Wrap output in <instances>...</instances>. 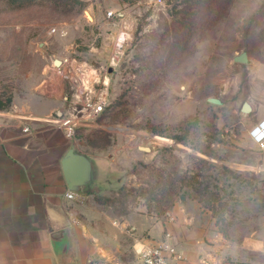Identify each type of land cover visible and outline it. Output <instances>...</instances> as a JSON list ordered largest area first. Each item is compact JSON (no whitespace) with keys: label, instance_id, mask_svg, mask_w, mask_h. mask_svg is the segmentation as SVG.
<instances>
[{"label":"rangeland","instance_id":"374dc122","mask_svg":"<svg viewBox=\"0 0 264 264\" xmlns=\"http://www.w3.org/2000/svg\"><path fill=\"white\" fill-rule=\"evenodd\" d=\"M82 1L86 6L53 0L16 10L0 2V96H12L2 113L19 121L53 116L65 102L61 91L46 94L41 86L51 60L56 67L65 57L105 65L119 31L114 25L121 22L104 17L108 11L125 15L132 38L108 75L110 105L74 138L87 153L105 157L97 159L101 173L112 175L100 181L101 197L109 201L102 213H92V228L114 242L117 259L128 264L136 258L133 235L111 220L139 226L142 218V231L152 230L153 221L161 234L156 222L172 211L191 228L180 246L184 252L194 249L214 264H264V140L252 136L264 126V0L180 6L179 21L166 0ZM56 27L66 35H51ZM242 52L247 64L233 61ZM245 102L254 107L248 116L241 114ZM176 173L210 182L220 199L210 204L215 213L183 191L164 199L149 193L159 177Z\"/></svg>","mask_w":264,"mask_h":264},{"label":"crops","instance_id":"0c3cea01","mask_svg":"<svg viewBox=\"0 0 264 264\" xmlns=\"http://www.w3.org/2000/svg\"><path fill=\"white\" fill-rule=\"evenodd\" d=\"M60 91L62 88L56 93ZM7 115L0 112V264H123L117 259L119 247L107 243L91 224L92 213L99 209L103 212L96 201L105 192L100 181L112 176L101 173L97 159H107L84 151L75 139L67 138L62 129L44 119L46 116H25L19 121ZM25 126H30L32 132L24 133ZM71 147L97 165L91 192L76 194L73 200L66 198L70 191L62 167V159ZM141 219L139 226L127 219L111 220V224L126 235L129 228L133 229L134 245L137 238L162 235L153 221L152 230L142 231ZM156 224L172 233L179 247L187 238L184 235L189 228L180 219ZM54 232H62L59 242ZM185 254L190 264L208 259L194 249ZM131 260L128 264H138L136 258Z\"/></svg>","mask_w":264,"mask_h":264},{"label":"built area","instance_id":"2783aa9c","mask_svg":"<svg viewBox=\"0 0 264 264\" xmlns=\"http://www.w3.org/2000/svg\"><path fill=\"white\" fill-rule=\"evenodd\" d=\"M118 17L121 22L120 26H114L118 27L119 31L105 65L94 67L87 63L78 64L76 60L65 57L56 59L61 63L56 67L54 58L48 65L47 72L44 71L45 80L41 86H45L46 94L56 93L59 88H62V99L65 102V111L61 117H49L46 120L62 129L69 139H74L80 128L92 126L108 106L110 89L108 75L115 72L120 66L124 55L123 50L132 38V34L128 32L131 27L130 22L125 18V15L108 11L104 19L110 22ZM58 33L66 35L67 30L63 27L50 30L51 35ZM71 47L77 48L76 42L72 43ZM54 80H58L56 87L51 85V81ZM23 132L31 133L32 129L30 126H25ZM252 136L257 142L264 140V136L259 134H252ZM66 198L73 200L76 198V194L69 192L66 194ZM175 220L174 212L170 211L166 214L163 222H174ZM127 233L134 235L135 231L129 228ZM136 240L138 242L134 245V253L138 264H190L185 252L180 249L169 231L164 230L159 238L140 237ZM200 264L214 263L204 258L200 260Z\"/></svg>","mask_w":264,"mask_h":264},{"label":"trees","instance_id":"16d2710c","mask_svg":"<svg viewBox=\"0 0 264 264\" xmlns=\"http://www.w3.org/2000/svg\"><path fill=\"white\" fill-rule=\"evenodd\" d=\"M214 1L215 0H166L167 4L172 6L171 12L176 21H179L178 15L183 13L182 9L177 10L178 7L188 6L193 8L198 6H211L213 5ZM0 2H2L8 9L16 10L35 4H49L53 2V0H0ZM77 3L82 7L86 6L85 2H83L82 0H77ZM175 13L176 15L174 16ZM11 105V95L7 96V94H4L3 96H0V112L9 110ZM109 105L110 104H108V106L105 108L101 117L105 114L106 109L109 107ZM78 131L79 130H77V132ZM177 141L180 143H185L182 138H177ZM211 187L212 186L210 182L206 180L197 182L194 176H178L176 173L168 174L165 177H159V179L156 180L155 183H153L149 188V193L155 196H160L162 199H164L165 197L167 198L173 194L183 191V195L187 196L188 198L198 200V202L202 204L203 208H209L210 210L213 209L214 211V207L210 206V204L211 202L214 203L216 201H220V199L217 198V196L219 195L216 194L217 192H213ZM96 201L100 205H104V202L109 201V199L104 197H97ZM215 217H217V221L220 219L224 220L223 216H218L215 214Z\"/></svg>","mask_w":264,"mask_h":264},{"label":"water","instance_id":"95a60500","mask_svg":"<svg viewBox=\"0 0 264 264\" xmlns=\"http://www.w3.org/2000/svg\"><path fill=\"white\" fill-rule=\"evenodd\" d=\"M233 61L236 63L247 64L249 59L246 52L235 55ZM60 66V61L55 62ZM111 71V70H110ZM208 102L216 105H221L222 102L218 99L210 98ZM65 105L54 110L55 117H61L64 114ZM254 111V107L250 102H245L241 109L243 116H248ZM143 151L150 152L151 148L142 147ZM63 172L67 181L68 189L71 193L78 195H86L91 192V186L97 177V165L93 159L84 153L78 152L74 147H71L64 158L62 159ZM187 222L191 221V216L185 218ZM189 228V227H188ZM191 230V228H189ZM62 232H54V238L59 242ZM54 241V240H53Z\"/></svg>","mask_w":264,"mask_h":264},{"label":"bare ground","instance_id":"6f19581e","mask_svg":"<svg viewBox=\"0 0 264 264\" xmlns=\"http://www.w3.org/2000/svg\"><path fill=\"white\" fill-rule=\"evenodd\" d=\"M87 17H88L89 20L92 21V17L89 14H87ZM256 132H257L256 134H259L260 136H264V126L258 127Z\"/></svg>","mask_w":264,"mask_h":264}]
</instances>
